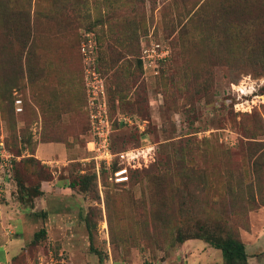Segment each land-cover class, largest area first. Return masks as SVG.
Wrapping results in <instances>:
<instances>
[{
	"label": "rangeland",
	"instance_id": "rangeland-1",
	"mask_svg": "<svg viewBox=\"0 0 264 264\" xmlns=\"http://www.w3.org/2000/svg\"><path fill=\"white\" fill-rule=\"evenodd\" d=\"M223 3L0 0V144L14 165L12 179L0 169V264H226L205 240L179 241L202 224L264 264V75L240 71L253 54L263 62L264 20L253 4ZM251 11L230 39L254 53L231 55L224 24ZM155 42L170 57L145 70L141 49ZM89 44L116 149L137 150L125 186L93 177Z\"/></svg>",
	"mask_w": 264,
	"mask_h": 264
},
{
	"label": "built area",
	"instance_id": "built-area-1",
	"mask_svg": "<svg viewBox=\"0 0 264 264\" xmlns=\"http://www.w3.org/2000/svg\"><path fill=\"white\" fill-rule=\"evenodd\" d=\"M94 48L91 44L82 46V53L90 58L88 54H93ZM170 57V48L162 43L155 42L146 44L141 49V60L144 69H157L160 62L165 61ZM96 59H89L88 67L86 68V94H87V110L90 121V133L87 142L92 153L91 159L95 161L97 166V176L100 180V167L104 165L107 169L112 168V164L118 162L116 170L111 172L110 180L120 186H125L130 183L131 169H135L136 159L138 156L135 153L137 150L122 151L114 154L111 146V135L113 132V122L110 117V111L107 101L106 85L95 66ZM22 100H16L15 106L18 113L23 112ZM125 122H130L124 118ZM13 155H11L0 144V169L3 175H7L8 179H12L13 171ZM6 170V171H5ZM4 181V179H3Z\"/></svg>",
	"mask_w": 264,
	"mask_h": 264
},
{
	"label": "trees",
	"instance_id": "trees-1",
	"mask_svg": "<svg viewBox=\"0 0 264 264\" xmlns=\"http://www.w3.org/2000/svg\"><path fill=\"white\" fill-rule=\"evenodd\" d=\"M236 1H241V0H224V3H227V2L228 3H235ZM242 1L246 5H252L253 4L254 6H256L257 7V8H255L256 12L255 13H253V11L247 12V14L243 18L241 15V18H242L241 21L238 23L236 22V24H234V26H231L230 29L228 26H225V24H224V27L222 29V31H223L222 44L224 45L225 50L229 51V53L231 55H232V53L235 54V52H238V53L242 52L243 54H247L248 56H250L252 53H254L253 49L250 46L245 45V46H242V48H241V46L239 44L233 45V42L231 40L237 36L232 37V35H231V39H230V30H232L234 32H239L238 36H241V33L247 29L246 22L248 21L247 19L249 18L250 14H252V13L258 14V18L260 20H264V0H242ZM181 2L185 3L188 6V4H189V2H191V0H181ZM230 15H232V14H230ZM189 21H193V17H191ZM222 21H223V19H222ZM215 22L216 21H213L212 24H215ZM212 29H214V28H212ZM214 38H216V36H214V34H213L212 39H214ZM209 39H211V36H209ZM211 42L213 43V41H211ZM182 43L185 46L186 40H183ZM252 57H254V54L250 58V63L255 68L253 70H250L249 68H240V71H242L243 73L252 72L257 77L263 76L264 75V58H263V62L260 63V62H255L254 58H252ZM140 63L143 66L141 58H140ZM85 114H86L87 122L90 123L87 113H85ZM119 121H120V123H122V125L127 124L123 120V118H121ZM112 127H113V132L111 135V146H112V150H113L114 154H118L122 151H126V150L119 151L116 149V143H115V139H114V133L116 131L115 121H113ZM89 129H90V125L88 124V130ZM117 167H118V162H115L114 164H112L111 169H107L106 167H103L101 169V173L102 174L106 173V175L109 179L111 176V172L116 170ZM105 170H106V172H105ZM93 177H94V180H96L95 182L97 183V177H98L97 174L94 175ZM86 187H87L86 181H84V182L83 181H73L69 184V188L74 189V190L79 189V190L85 191ZM253 209H255V208H253ZM253 209H252V211H253ZM46 238H47V232L45 230H41L40 232L35 234L33 244H37V243L41 242L42 239H46ZM178 239L180 242H184V241L189 240V239L205 240L213 248L220 250L222 252V255H223V258H224L226 264H248V258L250 255H249V252L247 251L246 245L242 241L236 239L235 237H233L231 235L224 237L222 235L216 234L210 228V226H208L206 224L200 225L198 228L197 234H194L191 236H185L184 233L180 232Z\"/></svg>",
	"mask_w": 264,
	"mask_h": 264
},
{
	"label": "crops",
	"instance_id": "crops-1",
	"mask_svg": "<svg viewBox=\"0 0 264 264\" xmlns=\"http://www.w3.org/2000/svg\"><path fill=\"white\" fill-rule=\"evenodd\" d=\"M55 145V144H54ZM47 152H50V154L52 153H57V152H61L62 149L59 146H50L49 148L46 149Z\"/></svg>",
	"mask_w": 264,
	"mask_h": 264
}]
</instances>
